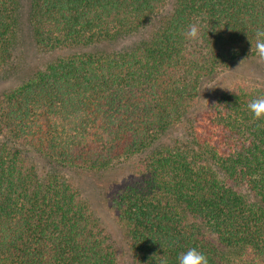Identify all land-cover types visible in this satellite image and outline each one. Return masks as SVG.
<instances>
[{
    "label": "trees",
    "instance_id": "16d2710c",
    "mask_svg": "<svg viewBox=\"0 0 264 264\" xmlns=\"http://www.w3.org/2000/svg\"><path fill=\"white\" fill-rule=\"evenodd\" d=\"M27 2L35 47L62 54L38 68L27 49L25 75L0 95V264H119L103 210L60 170L120 164L129 173L103 202L128 264H177L191 247L208 264H264V121L247 109L264 83L197 108L205 82L257 60L264 0ZM19 9L0 0V74L22 45ZM192 23L199 40L184 38ZM146 28L131 51L83 52Z\"/></svg>",
    "mask_w": 264,
    "mask_h": 264
},
{
    "label": "rangeland",
    "instance_id": "374dc122",
    "mask_svg": "<svg viewBox=\"0 0 264 264\" xmlns=\"http://www.w3.org/2000/svg\"><path fill=\"white\" fill-rule=\"evenodd\" d=\"M173 1L174 0H168L167 6L165 8L166 11L171 10ZM19 4L20 9L18 13V19L20 26L18 38L22 45L16 49V61H14V63L11 64L5 72L0 74V95L13 88L20 81L19 79L25 75L22 65L24 66L26 62L28 55L27 49L30 50L32 55V62L38 64V68L46 66L48 63L55 61L58 56L62 54V52L45 54L35 47L31 38L28 24L26 22L28 2L27 0H19ZM152 31V28H146L144 30H140L137 34L126 37L122 40L120 37L113 42H107L97 46L88 47L83 49V52L114 54L117 52L131 51L144 39H147ZM16 63L18 64V68L15 65ZM240 81H245L249 84L264 83V62H258V60H255L250 61L247 64L245 63L235 66L231 70H226L219 76L205 82L202 86L200 97L197 102V108H201L202 106L206 105L208 100L219 91L231 87ZM174 137V134L169 133L167 136V141ZM28 158L33 162L42 165L34 153L28 152ZM128 171L129 170L126 167L121 166V164L117 168L113 170H107L103 173L60 170L61 173L66 175L72 181L75 180L79 184V187L82 188L86 197L92 200L94 207L99 206L100 210H103L102 213H99L101 218L104 220L109 232L112 233V237L115 241L116 249L119 254V264H128V261L125 260L123 251V241L125 240L122 232L123 229L118 226L113 212L107 210V206L104 204L103 198H108V195L113 190L112 188L114 185L121 181L124 176H127L129 173ZM94 190L99 191V193L97 195L94 194ZM95 199H102V204L95 202Z\"/></svg>",
    "mask_w": 264,
    "mask_h": 264
},
{
    "label": "clouds",
    "instance_id": "9594fccd",
    "mask_svg": "<svg viewBox=\"0 0 264 264\" xmlns=\"http://www.w3.org/2000/svg\"><path fill=\"white\" fill-rule=\"evenodd\" d=\"M200 31L199 23H192L183 35L188 40H199L201 38ZM249 41L251 43L250 55H253L258 62H264V26H257L253 32V38H249ZM247 109L254 119L264 121V94L253 97L247 104ZM176 261L177 264H208L207 256L196 247L188 248L179 254Z\"/></svg>",
    "mask_w": 264,
    "mask_h": 264
}]
</instances>
